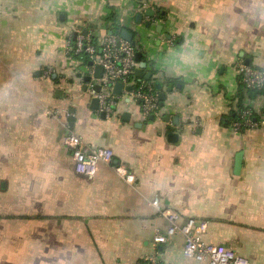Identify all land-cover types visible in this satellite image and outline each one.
I'll list each match as a JSON object with an SVG mask.
<instances>
[{
    "label": "crops",
    "instance_id": "crops-1",
    "mask_svg": "<svg viewBox=\"0 0 264 264\" xmlns=\"http://www.w3.org/2000/svg\"><path fill=\"white\" fill-rule=\"evenodd\" d=\"M112 11L143 54L137 82L165 96L153 120L123 91L102 119L96 69L65 53L75 31L107 35ZM241 62L264 69V0H0V264H206L184 259L181 235L153 245L167 228L155 197L205 223L206 244L264 264V125L231 129ZM244 104L264 120L263 96ZM69 134L112 165L76 175Z\"/></svg>",
    "mask_w": 264,
    "mask_h": 264
},
{
    "label": "built area",
    "instance_id": "built-area-1",
    "mask_svg": "<svg viewBox=\"0 0 264 264\" xmlns=\"http://www.w3.org/2000/svg\"><path fill=\"white\" fill-rule=\"evenodd\" d=\"M65 53L76 58L86 57L92 66L89 73L92 75L96 66H101L103 74L100 79L93 80L90 88L100 86V92L92 97L99 102L98 113H104L106 117L113 113L116 99L113 88L117 83L122 85L123 94L128 96L140 108L144 118L158 117L161 103L154 93L151 85H146L136 80L138 63L135 60V46L122 40L118 35H105L100 41L90 35H83L81 31L70 34L65 42ZM237 78L241 84L249 90L264 87V69L253 68L244 63L236 67ZM130 87L131 91H126ZM48 114L53 115L51 112ZM264 125V120L255 115L252 108H244L236 121L231 124V129L236 133L258 129ZM65 147L72 151V160L76 175L93 179L101 164L112 165L113 153L106 148L86 144L81 137L69 134L62 139ZM127 183H134V176L125 171L122 172ZM150 206L167 221L166 230L156 232L152 243L155 246L166 245L176 235L183 237V257L189 261L206 264H249V261L239 255L234 248L224 245H211L203 241L206 224L194 219H187L179 223V215L169 209H162L160 200L155 197ZM141 264V263H137ZM142 264H159L155 258H148Z\"/></svg>",
    "mask_w": 264,
    "mask_h": 264
},
{
    "label": "water",
    "instance_id": "water-1",
    "mask_svg": "<svg viewBox=\"0 0 264 264\" xmlns=\"http://www.w3.org/2000/svg\"><path fill=\"white\" fill-rule=\"evenodd\" d=\"M145 15H147L149 18H153L154 17V13L151 10L146 11ZM141 20H142V14L138 13L136 15L135 22L139 24L141 22ZM147 26L149 27L150 23H147ZM108 34L109 35H113V36H117L118 35L122 40L127 41V42H129V43H131L132 45L135 46V42H134V39H133L134 36L127 29H122L120 31V33L114 31V32H109ZM83 35H86V32H83ZM142 58H143V54L140 53V52H136L135 60H136L137 63H139V68L136 70V73H135V76L137 78L141 77L142 70L146 67V64L144 62H142ZM89 66H92V62L89 63ZM102 74H103L102 67L101 66H96V73L94 74L93 79L94 80L100 79L102 77ZM150 77H151V75L148 74L145 78H146V80H149ZM84 81H85L86 84L90 83L91 82V77H89V76L86 77L84 79ZM121 90H122V85L120 83H117L114 86L112 92L115 95H120ZM93 91H94V93H99L100 92V86L99 85H94ZM126 91L130 92L131 88L130 87L126 88ZM158 99L160 101H163L165 99V96L163 94H160L158 96ZM91 109L94 110V111H98V109H99V102H98V100L96 98H93L92 101H91ZM100 117L102 119H104L106 117V115L104 113H100ZM153 119H154V117L151 116L150 120H153ZM168 138H169L170 141H173V140L176 139V135H169ZM240 168H241V154H238L236 156V161H235V172H236V174L239 172Z\"/></svg>",
    "mask_w": 264,
    "mask_h": 264
},
{
    "label": "trees",
    "instance_id": "trees-1",
    "mask_svg": "<svg viewBox=\"0 0 264 264\" xmlns=\"http://www.w3.org/2000/svg\"><path fill=\"white\" fill-rule=\"evenodd\" d=\"M116 15L115 13L112 11L109 15V17L107 18V21L109 23H111V27L108 28V31L110 32H118L120 33V31L122 30V27H120L116 22ZM136 49V47H135ZM83 62L84 63H88V58L86 57H83ZM136 80H138L136 78ZM238 91H237V94H236V98H237V104H236V108H237V111H234L232 112V121H236L238 119V116H239V113L244 109V108H247V107H250V106H246L244 104V99L245 98H249V99H255L257 98L258 96H263L264 97V87L261 88V89H255V90H249V89H246L240 82V80L238 79ZM251 108V107H250Z\"/></svg>",
    "mask_w": 264,
    "mask_h": 264
}]
</instances>
